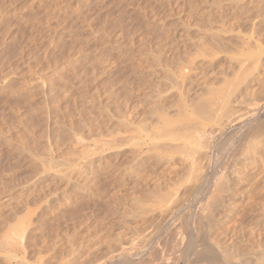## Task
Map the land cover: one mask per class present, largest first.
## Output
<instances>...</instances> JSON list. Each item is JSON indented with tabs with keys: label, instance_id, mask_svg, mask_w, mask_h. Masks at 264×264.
<instances>
[{
	"label": "rangeland",
	"instance_id": "rangeland-1",
	"mask_svg": "<svg viewBox=\"0 0 264 264\" xmlns=\"http://www.w3.org/2000/svg\"><path fill=\"white\" fill-rule=\"evenodd\" d=\"M263 126L264 0H0V264L262 257Z\"/></svg>",
	"mask_w": 264,
	"mask_h": 264
},
{
	"label": "bare ground",
	"instance_id": "bare-ground-1",
	"mask_svg": "<svg viewBox=\"0 0 264 264\" xmlns=\"http://www.w3.org/2000/svg\"><path fill=\"white\" fill-rule=\"evenodd\" d=\"M226 107H227V106H226ZM223 108H225V107L223 106ZM227 108H228V107H227ZM222 111H223V110H222ZM251 114H252V113H251ZM241 115H242V114H241ZM254 115H255V113H254ZM239 117H241V116H239ZM249 117H250V116H249ZM256 117H257V116H256ZM253 118H254V117H253ZM250 119H252V118H250ZM246 120H247V124H253L252 122H254V119H253V120L246 119ZM248 120H249V121H248ZM251 121H252V122H251ZM258 124H259V123H258ZM259 125H260V124H259ZM261 125H262V124H261ZM254 126H256V125H254ZM257 126H258V125H257ZM263 128H264V126H263ZM261 129H262V128H261ZM262 130H263V129H262ZM262 130H261V131H262ZM258 131H260V130H258ZM224 135H226V134L224 133ZM223 137H224V136H223ZM206 143H207V142H206ZM198 144H199V143H198ZM201 145H202V144H201ZM203 147H204V146H203ZM206 147H207V145H206ZM209 149H210V148H209ZM196 153H197V152H196ZM205 153H206V152H205ZM196 156H197V155H196ZM199 156H203V157H205V156L202 155V154H200ZM199 156H198V157H199ZM214 156H215V155H214ZM199 159H201V158H199ZM202 159H203V158H202ZM217 159H218V158H217ZM219 159H220V158H219ZM204 160H205V159H204ZM215 160H216V159H215ZM194 161H195V160H194ZM201 161H202V160H201ZM211 162H212V161H211ZM197 163H198V162H197ZM199 164H200V163H199ZM204 165H205V164H204ZM216 167H217V166H216ZM197 168L199 169V166H198ZM197 168H196V169H197ZM194 170H195V169H194ZM201 171H202V170H201ZM210 171H211V170H210ZM213 173H214V172H213ZM213 173H212V174H213ZM202 175H203V174H202ZM199 176H200V175H199ZM199 176H198V177H199ZM207 176H208V175H207ZM207 176H206V177H207ZM220 176H222V175H220ZM198 177H197V178H198ZM211 177L213 178V176H211ZM211 177H210V179H211ZM214 177H215V176H214ZM199 178H200V177H199ZM220 178H222V177H220ZM220 178H219V179H220ZM205 179H206V178H204L203 182H205V181L207 180V179H206V180H205ZM223 180L225 181V179H223ZM199 181H200V180H199ZM226 181H227V180H226ZM196 182H197V181H196ZM200 182H201L200 184H202V180H201ZM228 183H229V182H228ZM217 184H218V180H215V178H214V180H212V181L207 180V181L204 183V185H205L207 188H210V187H212V186L215 187V188H212V189L210 188V189L213 191V192H212V191L210 190V191L212 192V194H213L214 192H218V191L221 189V187L219 188V186H221V185H217ZM219 184H220V183H219ZM221 184H222V183H221ZM224 184H225V182H224ZM196 185H197V184H196ZM202 185H203V184H202ZM205 186H204V187L201 186V191H202L203 188H205V189H203V190H206V189H207ZM226 186H227V183H226ZM192 187H193V186H192ZM228 187H229V185H228ZM193 188H194V187H193ZM197 188H198V187H197ZM197 188H196V191H197ZM222 189H224V186H223ZM191 190H192V189H191ZM189 191H190V190H189ZM196 191H195V192H196ZM206 191H207V190H206ZM223 191H225V190H223ZM228 191H229V190H228ZM211 192H210V193H211ZM232 192H233V191H232ZM198 193L201 194L202 192H199V189H198ZM198 193L196 192V194H198ZM220 193H221V192H220ZM212 194H211V196H212ZM215 194H218V195H219V193H214V195H215ZM201 195H203V194H201ZM201 195L199 196L198 199H200ZM209 195H210V194H209ZM206 196H207V195H206ZM206 196H205V197H206ZM197 197H198V196H197ZM197 197H196V198H197ZM213 197H214V196H213ZM215 197H216V196H215ZM219 197H220V196H219ZM232 197H233V196H232ZM203 198H204V197H203ZM208 198H209V197H208ZM216 198H217V197H216ZM218 199H219V198H218ZM207 200H208V199H207ZM214 200H215V199H214ZM222 200H223V199H222ZM215 201H216V200H215ZM215 201H214V202H215ZM219 201H221V200L219 199ZM212 202H213V201H212ZM212 202L210 203V202L208 201L207 203H208V204H211V205H214ZM217 202H218V201H216V203H217ZM204 204L206 205V203H204ZM208 204H207V205H208ZM217 204H219V203H217ZM220 204H221V203H220ZM214 206H215V208H216V205H214ZM201 207H203V206H201ZM204 208H206V207L204 206ZM182 209H183V208H182ZM190 210H191V209H190ZM203 210H204V209H203ZM206 210H207V209H206ZM207 211H208V210H207ZM207 211H206V212H207ZM208 212H209V211H208ZM208 212H207V213H208ZM198 213H199V212H198ZM176 214H177V213H176ZM208 214H209V213H208ZM184 215H185V214H184ZM184 215H183V216H184ZM187 215H188V214H187ZM191 215H192V214H191ZM198 215H199V214H198ZM211 215H212V214H211ZM200 216H201V215H200ZM203 216H204V215H203ZM206 216H207V215H206ZM206 216H205V217H206ZM208 216H209V215H208ZM197 217H198V219H199V216H197ZM212 217H213V216H212ZM174 218H175V217H174ZM207 218H209V217H207ZM175 219H176V218H175ZM185 220H186V219H185ZM189 220H190V219H189ZM205 220H207V219H205ZM208 220H209V219H208ZM208 220H207V221H208ZM210 221L212 222V220H210ZM175 223H176V222H175ZM205 223H207V222L205 221L204 224H205ZM173 224H174V223H173ZM197 224H198V223H197ZM197 224H196V225H197ZM208 224H210V223H207V227H208ZM212 224H213V223H212ZM212 224H211V225H212ZM214 224L219 225V224L215 223V221H214ZM199 225H200V227H201L200 222H199ZM163 226H164V225H163ZM182 226H183V225H182ZM198 227H199V226H198ZM198 227H197V228H198ZM200 227H199V230H200ZM204 227H206V226H204ZM161 228H162V227H161ZM190 228H191V227H190ZM201 228H202V227H201ZM209 228H210V226H209ZM182 229H183V228H182ZM202 229H203V228H202ZM202 229H201V231H202ZM213 229H214V227H213ZM223 229H224V228H223ZM167 230H168V228H167ZM167 230H166V232H167ZM171 230H172V229H171ZM205 230H210V229L205 228V229L203 230V232H204ZM172 231H173V230H172ZM172 231H170V232H172ZM183 231H184V230H183ZM217 231H218V230H217ZM222 231L224 232V230H222ZM159 232H160V231H159ZM180 232H181V231H180ZM184 232H185V231H184ZM203 232H201V233H203ZM207 232H209V231H207ZM207 232H206L205 235H207ZM225 232H226V231H225ZM225 232H224V233H225ZM218 233H219V232H218ZM221 233H222V232H221ZM221 233H220V234H221ZM224 233H223V234H224ZM153 234H154V233H153ZM167 234H168V233H167ZM167 234H166V235H167ZM170 234H172L171 236H173V232L170 233ZM174 234L176 235V233H174ZM197 234H200V232L198 233V231H197ZM215 234H216V233H215ZM220 234H219V235H220ZM151 235H152V234H151ZM159 235H160V234H159ZM177 235L179 236V234H177ZM177 235H176V236H177ZM193 235H194V234H193ZM205 235L202 236V234H201V235H200L201 239H202V237L204 238ZM219 235H218V237H216L215 239L219 238ZM156 236H157V235H156ZM160 236H161V235H160ZM168 236H169V235H168ZM180 236H181V235H180ZM198 236H199V235H198ZM151 237H153V236H151ZM162 237H163V236H162ZM164 237H165V236H164ZM166 237H167V236H166ZM205 237H207V236H205ZM159 238H160V237H159ZM171 238H172V237H171ZM182 238H183V237H182ZM160 239H161V238H160ZM166 239H167V238H166ZM178 239H179V238H178ZM188 239H189V238H188ZM195 239H196V236H195ZM201 239L198 238V240H197V239H196V240H197V241H199V240L201 241ZM208 239H210V237H208ZM211 239L213 240V242H212V241L209 242ZM211 239H210V240H207V242H205V240L202 239V243H200L201 246L198 245V248H201V249H198V250H197V252H198V256L195 257V258H193V260H192V261L195 262V264H264V257H263L264 254H263L262 257H258V256H257L259 259H258V258L256 259V257L254 256V257H255V258L253 257L254 259H251V257H249L250 259H245L244 261H243V258L245 257V255H244V257H242V259H241L240 256H237V255H236V256L238 257V259H239V257H240V259H241L240 262H239V260H240V259H239V260H237L238 263H236V262H235V261H236L235 259H237V258H235V255L233 256L234 253L232 254V253L230 252V251H232V250L229 251V255H228V252L226 253L225 249L222 250L220 247L217 246L218 244H216L215 242L218 241V240H215V239H214V236H213ZM219 239H220V238H219ZM149 240H150V239H149ZM161 240L163 241V240H165V239L162 238ZM179 240H181V239H179ZM179 240H177V241H179ZM182 240H183V239H182ZM191 240H192V238H191ZM214 240H215V242H214ZM174 241L176 242L175 239H174ZM151 242H152V241H151ZM155 242H157V241L155 240ZM160 242H161V241H160ZM179 242L181 243V241H179ZM194 242H196V241H194ZM147 243H148V241H147ZM147 243H144V244H147ZM170 243H171V242H170ZM186 243H188V242H186ZM198 243H199V242H198ZM198 243H197V244H198ZM218 243H219V242H218ZM168 244H169V243H168ZM176 244H179V243H174L173 245L175 246ZM197 244H196V247H197ZM170 245H171V244H170ZM190 245H191V244H190ZM144 246H145V245H144ZM144 246H143V247H144ZM158 246H159V243H158ZM178 246H179V245H178ZM178 246H177V247H178ZM194 246H195V245H194V243H193V247H194ZM154 247H155V246H153V248H154ZM160 247H161V246H160ZM170 247H171V246H170ZM153 248H152V249L150 248V250H153ZM162 248H163V247H162ZM164 248H165V247H164ZM164 248H163V250H164ZM167 248H169V246H168ZM173 248H174V247H172V249H173ZM179 248H180V247H179ZM184 248H185V247H184ZM222 248H223V247H222ZM143 249H144V248H143ZM155 249H156V248H155ZM172 249H171L170 251H172V252H176V250L173 251ZM182 249H183V247H182ZM182 249H181V250H182ZM190 249H191V248H190ZM226 249H227V247H226ZM230 249H231V248H230ZM165 250H166V249H165ZM167 250H168V249H167ZM183 250H184V249H183ZM192 250H194V249H192ZM199 250H200V251H199ZM139 251H140V250H139ZM139 251H137V253H138ZM145 251H146V250H145ZM145 251H144V252H145ZM148 251H149V250H148ZM158 251H159V250H158ZM168 251H169V250H168ZM186 251H187V249H186ZM194 251H195V250H194ZM144 252H143V253H144ZM151 252H152V251H151ZM172 252H171V253H172ZM183 252H184V251H183ZM183 252H182V253H183ZM197 252H196V253H197ZM234 252H235V251H234ZM238 252H239V251H238ZM238 252H237V254H238ZM260 252H261V251H260ZM137 253H136V254H137ZM154 253H155V252H153V254H149V252H148L149 256H150V255L153 256ZM156 253H158V255H159V252L156 251ZM156 253H155V254H156ZM163 253H164V252H163ZM166 253L169 254L167 251H166ZM191 253H192V252H191ZM194 253H195V252H194ZM230 253L232 254V256L230 255ZM245 253H246V252H245ZM258 253H259V252H258ZM140 254H141V253H140ZM167 254H166V255H167ZM174 254H175V253H174ZM239 254H240V253H239ZM253 254H254V253H253ZM160 255H161V254H160ZM172 255H173V253H172ZM180 255H181V254H180ZM196 255H197V254H196ZM241 255L243 256V254H241ZM259 255H260V254H259ZM137 256H138V255H137ZM142 256L145 257L146 255H142ZM154 256H155V255H154ZM162 256H163V255H162ZM164 256H165V255H164ZM168 256H169V255H168ZM260 256H261V255H260ZM139 257H140V256H139ZM147 257H148V256H147ZM232 257H234L235 259H233ZM149 258H151V257H149ZM156 258H157V255H156ZM158 258H160V257H158ZM158 258H157V259H158ZM196 258H197V259H196ZM122 259H123V258H122ZM154 259H155V258H154ZM154 259H153V260H154ZM165 259H167V258H165ZM172 259H173V258H172ZM174 259H175V258H174ZM194 259H196V260H194ZM232 259H233V260H232ZM255 259H256V260H255ZM146 260H147V259H146ZM160 260H161V259H160ZM189 260H190V259H189ZM124 261H125V260H124ZM147 261H148V260H147ZM147 261H145V262L148 263L150 260H149L148 262H147ZM151 261H152V258H151ZM154 261H155V262H158L159 259H158V261H156V259H155ZM154 261H152V263H153ZM161 261H162V260H161ZM165 261H166V260H165ZM166 262L169 263V261H166ZM171 262H173V261H171ZM146 263H144V264H146ZM149 263H151V262H149ZM159 263H160V262H159ZM168 263H167V264H168ZM173 263H174V262H173ZM153 264H155V263H153ZM161 264H162V263H161ZM191 264H194V263H191Z\"/></svg>",
	"mask_w": 264,
	"mask_h": 264
}]
</instances>
